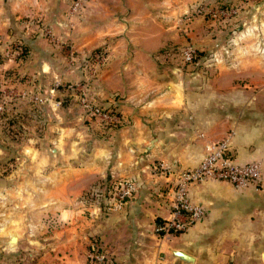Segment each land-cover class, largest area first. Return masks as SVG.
I'll return each mask as SVG.
<instances>
[{
    "label": "rangeland",
    "instance_id": "rangeland-1",
    "mask_svg": "<svg viewBox=\"0 0 264 264\" xmlns=\"http://www.w3.org/2000/svg\"><path fill=\"white\" fill-rule=\"evenodd\" d=\"M263 3L0 0V264H140L135 244L126 245L127 240L118 244L108 233L100 239V224L114 212L103 203L111 181L85 176L80 164H60L59 160L47 164L32 151V145L43 147L37 140L46 134V123L58 122L57 115L63 122L76 115L82 98L93 101L87 89L105 65L108 40L113 38H131L144 29L148 34L151 27L165 26L169 41L150 54L153 65L168 73L176 69L188 96L193 95L191 91L200 98L215 96L219 101L212 108L222 113L228 110L226 114L232 116L238 108L227 105L226 98L242 97V120L249 127L253 123L256 134L261 132L263 137L252 145L249 160L260 164L264 178V83L246 82L254 80V74L244 72L242 66L258 59L242 51V45L251 43L253 37L242 40L241 36L242 12L249 16ZM122 42L116 49L127 51ZM185 45L195 52L190 63L180 59V48ZM45 63L51 70L43 71ZM222 81L240 82L242 87L212 84ZM66 85L82 90L72 92ZM20 91L24 97L17 95ZM35 95L42 103L33 102ZM103 100L92 105L108 108ZM205 109L198 103L194 120L201 122ZM225 126L217 137L199 135V139L216 140L228 131L229 125ZM52 168L51 176L58 179L55 199L50 201L45 181ZM48 187L53 190L50 182ZM63 205L66 211L60 215Z\"/></svg>",
    "mask_w": 264,
    "mask_h": 264
},
{
    "label": "crops",
    "instance_id": "crops-1",
    "mask_svg": "<svg viewBox=\"0 0 264 264\" xmlns=\"http://www.w3.org/2000/svg\"><path fill=\"white\" fill-rule=\"evenodd\" d=\"M243 13L242 40L253 38L251 43L242 45V51L258 60L252 65H243L242 69L254 74V80L246 82L263 84L264 3L249 16ZM154 27L148 34L144 29L135 37L108 40L107 61L96 74L93 86L87 89L93 101L80 100L81 110L65 122L57 115L58 122L46 123L44 139L37 140L44 148L32 145V151L47 164L58 160L60 164H80L85 176L104 177L111 182L128 178L135 182L132 198L124 207L110 212L98 232L103 240L108 233L116 237L114 241L118 244L124 240L126 245L135 244L141 253L140 264H185L173 251L191 256L190 264H264L263 177L259 189L237 190L219 180L193 184L188 188V197L203 207L204 217L182 232L161 235L155 231L156 219L160 222L169 215L168 183L164 176L153 171L155 161H162L175 170L194 167L204 156L205 141L199 135L217 137L229 125L234 160L242 163L249 161L252 145L263 137L261 132L256 134L253 123L249 127L242 120V97L226 98L227 105L236 104L238 108L232 116L226 114L228 110L222 113L212 108L219 101L215 96L211 98L208 94L210 97L200 98L193 91L188 96L176 69L171 68L168 73L152 64L150 54L167 44L170 37L165 26ZM123 40L127 51L116 49ZM46 70L51 67L45 63L43 71ZM239 78H242L241 72ZM212 84L223 88L242 87L236 81ZM102 98L105 106L119 110L121 124L102 125L87 112L83 114L86 109L83 103L92 105ZM198 103L206 106L201 122L194 120ZM53 170H48L49 178L45 181V196L50 201L55 199L54 186L58 179L51 176ZM49 182L52 191H49ZM107 202L108 199L103 200L104 204ZM93 208L99 211V207ZM61 210L63 215L64 205Z\"/></svg>",
    "mask_w": 264,
    "mask_h": 264
},
{
    "label": "built area",
    "instance_id": "built-area-1",
    "mask_svg": "<svg viewBox=\"0 0 264 264\" xmlns=\"http://www.w3.org/2000/svg\"><path fill=\"white\" fill-rule=\"evenodd\" d=\"M180 59L183 63L193 61L195 52L189 45L180 48ZM95 57L103 60V55ZM69 91L82 90L77 85H66ZM52 91V90H51ZM25 94L21 92L20 97ZM33 102L42 103L43 99L37 95ZM84 98L81 99L83 102ZM85 112L95 118L99 124L117 126L122 122L120 112L114 109L88 105L83 103ZM232 130H228L221 138L207 140L204 144V156L200 162L191 168L172 169L162 161H155L152 169L156 174L164 176L168 183L169 215L155 226L158 234L182 232L190 225L202 219L205 211L202 206L193 203L188 197V188L206 180H219L229 183L232 188L243 190L246 188L259 189L261 187L262 170L255 160L236 162L231 149ZM108 190L107 211L118 210L135 191V182L128 178L111 182ZM97 257L96 255L94 256Z\"/></svg>",
    "mask_w": 264,
    "mask_h": 264
},
{
    "label": "water",
    "instance_id": "water-1",
    "mask_svg": "<svg viewBox=\"0 0 264 264\" xmlns=\"http://www.w3.org/2000/svg\"><path fill=\"white\" fill-rule=\"evenodd\" d=\"M11 239H12V237L9 238V240H11ZM173 254L176 258H178L179 260H181L185 264H190L192 262V257L183 253V252L173 251Z\"/></svg>",
    "mask_w": 264,
    "mask_h": 264
},
{
    "label": "trees",
    "instance_id": "trees-1",
    "mask_svg": "<svg viewBox=\"0 0 264 264\" xmlns=\"http://www.w3.org/2000/svg\"><path fill=\"white\" fill-rule=\"evenodd\" d=\"M194 58H195V55H194ZM194 58H193V59H194ZM156 222L158 223V222H159V220H158V219H156Z\"/></svg>",
    "mask_w": 264,
    "mask_h": 264
}]
</instances>
